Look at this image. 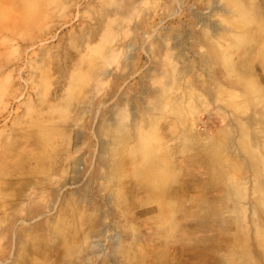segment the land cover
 <instances>
[{"label":"rangeland","instance_id":"rangeland-1","mask_svg":"<svg viewBox=\"0 0 264 264\" xmlns=\"http://www.w3.org/2000/svg\"><path fill=\"white\" fill-rule=\"evenodd\" d=\"M0 264H264V0H0Z\"/></svg>","mask_w":264,"mask_h":264}]
</instances>
